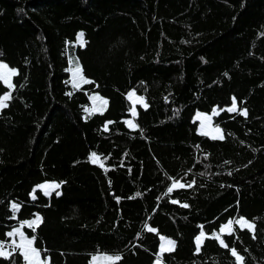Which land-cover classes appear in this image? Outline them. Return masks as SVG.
I'll use <instances>...</instances> for the list:
<instances>
[{
  "label": "trees",
  "instance_id": "obj_1",
  "mask_svg": "<svg viewBox=\"0 0 264 264\" xmlns=\"http://www.w3.org/2000/svg\"><path fill=\"white\" fill-rule=\"evenodd\" d=\"M0 60L18 70L0 109V241L40 213L28 231L51 264H93L94 252L154 264L161 233L176 240L162 264H233L211 238L197 253L195 237L245 216L255 232L223 238L243 264H264V0H0ZM77 62L93 83L73 86ZM93 90L102 114L85 111ZM131 90L148 105L137 128ZM233 97L247 117L226 111ZM215 106L223 140L195 118ZM50 179L60 193L33 199ZM174 180L195 183L168 193Z\"/></svg>",
  "mask_w": 264,
  "mask_h": 264
},
{
  "label": "snow or ice",
  "instance_id": "obj_2",
  "mask_svg": "<svg viewBox=\"0 0 264 264\" xmlns=\"http://www.w3.org/2000/svg\"><path fill=\"white\" fill-rule=\"evenodd\" d=\"M78 42L80 43L81 46H84L85 41H84V33L81 32L79 33L77 37ZM69 71L72 73V81L71 83L73 84L74 87H79L81 84H89L93 83L89 79H87L83 75V70L80 67L79 63L77 62L76 67L70 68ZM18 74V70L9 68V66L6 63L0 62V81H2L9 89H13L15 85L12 83V77ZM12 98V93L11 92H6L2 96H0V109H4L8 107L7 101H9ZM128 98L130 100H133V104L135 103H141L145 108L148 107L147 103L144 102L143 97H136L135 92L129 93ZM93 101V107L92 108H86L85 111L88 113H94V112H100L101 114L103 111L106 110L108 101L104 99L103 97L97 95H93L91 97ZM99 102V103H97ZM133 116L136 115V108L135 106L132 107L131 109ZM227 112L229 113H238L241 116L247 117L248 115V110L246 108L242 110H238L237 107V102L236 98H232V103L231 107L226 109ZM219 113L217 110L214 108L212 110V114H202V113H197L196 119L203 121L200 125V134L204 136H208L210 132L206 129H210L212 133L211 139L213 140H223L225 137L223 135V130L219 127V125H216L214 128H212V121H213V116L218 115ZM108 123H112L109 121ZM130 128H137L138 125L133 123L132 120H128L126 122ZM90 159L93 163H96L99 160V157L97 156V153L92 152ZM231 173H229L230 175ZM195 181H192L191 183L185 185L183 183H180L179 181L174 180L171 187L167 189L168 193L173 192L174 189L177 187L179 188H184V187H192L194 185ZM40 188L45 190V195H49L50 192L49 190H56L61 187L59 183H53V184H41L39 185ZM59 194V193H57ZM137 195H140L137 193ZM33 199H35V196H33ZM117 199H119L117 197ZM172 203H179L177 200H172ZM183 207L187 208L189 207L188 204H183ZM12 209L18 210L20 205L17 203H13L11 205ZM43 218L39 216L38 214L36 215L35 219H32L31 221H24L20 224L19 227L15 228L13 231H10L7 233L8 237H15L19 236V243H17L15 240L12 241L11 245H8V248L11 250H7L5 246L4 241H0V257H3L5 259H9L13 256L14 253L19 252L20 256L23 259V264H50V258L48 257H42V250L35 247V240L36 237L32 236L31 238L27 237L25 233L21 230L25 224H27L28 228L35 229L39 227V225L42 223ZM239 225L241 229H247L250 232H255L256 225L253 221H249L248 219L244 217H240L236 220H229L225 225L221 226L219 229V232L212 233L210 237L206 236V233L204 231H201L198 236L195 237V244H196V252L199 253L201 250V247L204 243V240L206 238H211L219 242L220 246L223 248L229 249L231 252V255L234 257L233 264H243L245 257L240 255L237 250L234 247H231L225 242V240L222 238L224 235H233L235 232V229L233 228V225ZM147 227V226H146ZM203 227V226H201ZM148 232H156V229L152 227H147ZM163 242L160 245V255L157 257L156 264H162L163 262V253L166 252H172L175 250V245L176 242L171 239H167L165 237L160 238ZM253 239H255V235H253ZM44 252L47 250L44 249ZM95 259V258H94ZM107 260L113 262H118L121 260V256L115 255V256H109L106 257Z\"/></svg>",
  "mask_w": 264,
  "mask_h": 264
},
{
  "label": "rangeland",
  "instance_id": "obj_3",
  "mask_svg": "<svg viewBox=\"0 0 264 264\" xmlns=\"http://www.w3.org/2000/svg\"><path fill=\"white\" fill-rule=\"evenodd\" d=\"M0 62L6 63V64L9 66V68H13V69H16V70H17L16 67H13L12 65H10V64H9L7 61H5V60H0ZM76 64H77V63H71L69 69H70V68H74V67H76ZM79 65H80V67H81V64H79ZM81 68H82V67H81ZM70 74H71V80H72V73L70 72ZM83 75H84L87 79H89V77H87V76L84 74V72H83ZM13 79H14V77H12V83H13ZM81 85H83V84H81ZM81 85H80V86H81ZM10 90H11V89H9L7 92H10ZM131 92H135L136 97H143V96H142L141 94H139L136 90H131L129 93H131ZM97 94H98L99 96L103 97L104 99H106V100L108 101L107 97H105L104 95H102L99 91H97V90H93V91L90 92V103H89L88 108H92V107H93V101H92L91 97H92L93 95H97ZM143 98H144V97H143ZM144 102H145V100H144ZM236 102H237V107H238V101H237V99H236ZM97 103H99V102H97ZM137 104H138V102L135 103V105H134V104H133V100H132V107L135 106V108H136V114H137ZM229 107H231V104L228 105V108H229ZM214 108H215V109L217 110V112L219 113L220 108H219L218 106H215ZM131 109H132V108H131ZM197 113H202V114H208V115H211V114H212V111L208 112V111H203V110H197L196 113H195V118H196V116H197ZM125 120H126V122H127L128 120H132L133 123H135V124L138 125V123H137V119H136V115L133 116L132 111H131V115H129L128 117H126ZM198 121H199L198 129H199V131H200V125H201V123H202L203 121H200V120H198ZM216 125H219V124L215 123V116H213L212 128H214ZM219 127L223 130V128H222L220 125H219ZM206 130H208V131L210 132L209 135L214 134V133L211 132L210 129H206ZM223 135H224V131H223ZM176 181H179L180 183H183L182 180H176ZM46 183H48V184L59 183V184H60V182H59L58 180H54V179L44 180V181L38 183L37 185H35V187H34V188L32 189V191H31V195H32V196H36V194H37V189L40 188L39 185H41V184H46ZM172 183H173V182H172ZM60 185H61V184H60ZM171 185H172V184H171ZM171 185H170V187H171ZM40 189H42V188H40ZM42 190L45 192L44 189H42ZM55 191H57L58 193H60L61 189L59 188V189H56V190H54V191H53V190H49V192H50L49 195H51V194H52L53 192H55ZM37 214H38L39 216H41L40 213H37ZM37 214H35L33 217H31V218H29V219H25V220H23L22 222H24V221H31L32 219H35V217H36ZM41 217H42V216H41ZM240 217H244V218L248 219V218L245 217V216H237V217H235V218H231V219H229V220H236V219H238V218H240ZM229 220H228V221H229ZM248 220H249V221H252V220H250V219H248ZM228 221H227V222H228ZM22 222H21V223H22ZM227 222L223 223L221 226L225 225ZM21 223H19V225L15 226L11 231H13L15 228L19 227ZM235 225H236V224L233 225V228H235ZM221 226H220V227H221ZM149 227H151L150 224H149ZM219 229H220V228H219ZM21 230H22V231L25 233V235H26L27 237H29V238H31L32 236H35L34 234H30V233H29V231H28V227H27V224H25L24 227H23ZM201 231H204V232L206 233V236L209 235L203 227H202V229L200 230V232H201ZM200 232L197 234V236L200 234ZM218 232H219V230H218ZM161 237H165V238H167V239H171V240H174V241L176 242L175 238H173L172 236L166 235V234H164V233H161V234H160V238H161ZM222 238H223V237H222ZM19 239H20L19 236L11 237V239H10L9 241H7V243H5L6 249L10 251L11 249L8 248V245H11V243H12L13 240H15L17 243H19ZM223 239H224V238H223ZM162 242H163V241L160 239V245H161ZM160 245H159V250H158L157 256H156V258H155V260H154V264H156L157 257L160 255ZM34 246L37 247V248H39V249H41L39 246L36 245V243H35ZM175 247H176V245H175ZM41 250H42V249H41ZM237 252H238V251H237ZM238 253H239V252H238ZM239 254H240V253H239ZM115 255H119V256H120L119 253H114V252H94V253L91 254V258H90V260L92 261L93 264H113V262L107 260L106 257H109V256H115ZM240 255H241V254H240ZM42 257H48V258H50V254L47 253V254L44 255L43 252H42ZM94 258H95V259H94ZM162 263H163V262H162ZM50 264H51V263H50Z\"/></svg>",
  "mask_w": 264,
  "mask_h": 264
}]
</instances>
